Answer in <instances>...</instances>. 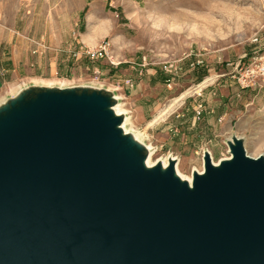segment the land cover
Listing matches in <instances>:
<instances>
[{
  "label": "water",
  "instance_id": "water-1",
  "mask_svg": "<svg viewBox=\"0 0 264 264\" xmlns=\"http://www.w3.org/2000/svg\"><path fill=\"white\" fill-rule=\"evenodd\" d=\"M115 95L28 86L0 106V264H264V157L191 183L121 128Z\"/></svg>",
  "mask_w": 264,
  "mask_h": 264
},
{
  "label": "rangeland",
  "instance_id": "rangeland-1",
  "mask_svg": "<svg viewBox=\"0 0 264 264\" xmlns=\"http://www.w3.org/2000/svg\"><path fill=\"white\" fill-rule=\"evenodd\" d=\"M106 9L112 14L115 32L122 40L114 44L111 35L101 40L110 41L114 64L107 60L90 61L78 54L85 46L76 42L80 31L77 24L70 40L72 72L64 78L59 73L52 82L59 87L98 88L109 84L110 76L118 70L133 66L129 69L133 93L116 98L129 120L126 133H139L141 143L155 150L153 161L174 157L184 177L203 170L205 151L210 152L214 162L229 158L226 140L230 136L243 138L249 156L264 157V111L260 112V118L252 119V125H231L224 134L215 117L203 119L201 101L206 95L216 97L219 90L214 83L225 79H229L232 87L264 96V76L251 80L247 87L238 81L254 67L256 59H264V0H120ZM15 12L14 5L6 8L9 20H13ZM24 13L31 16L32 11L27 9ZM40 14L36 9L34 15ZM125 47H135L134 62L118 56L120 50L129 53ZM169 65L172 67L165 70L164 66ZM163 75L168 76L167 82ZM208 76L213 77L212 86L200 92L196 87ZM27 83L0 85V106L21 88L28 87ZM172 103L174 108L161 115Z\"/></svg>",
  "mask_w": 264,
  "mask_h": 264
},
{
  "label": "crops",
  "instance_id": "crops-1",
  "mask_svg": "<svg viewBox=\"0 0 264 264\" xmlns=\"http://www.w3.org/2000/svg\"><path fill=\"white\" fill-rule=\"evenodd\" d=\"M118 3L120 0H0V85L21 81L28 82V86H57L52 82L56 75L60 73L64 78L72 72L69 67L73 60L70 40L77 24L80 25L78 45L94 47L107 35L112 36L114 44L121 42V36L115 32L112 14L106 9ZM12 5L16 12L13 20H9L6 8ZM27 9L32 11L31 16L25 15ZM36 9L41 11L40 16L34 15ZM81 12L83 18L80 20ZM125 49L129 53L120 50L118 56L134 62L135 47ZM132 68L128 66L118 70L110 76L112 80L109 84L98 88L115 96L131 95L134 85L129 69ZM163 76L167 82L168 76ZM211 84L200 92L208 90ZM214 84L219 90L217 96L206 95L201 100L204 104L203 119L215 117L219 123L217 127L225 134L231 125L247 127L254 122L252 119L260 118V112L264 111V96L260 92L239 90L231 86L229 79ZM210 125L216 126V123Z\"/></svg>",
  "mask_w": 264,
  "mask_h": 264
},
{
  "label": "built area",
  "instance_id": "built-area-1",
  "mask_svg": "<svg viewBox=\"0 0 264 264\" xmlns=\"http://www.w3.org/2000/svg\"><path fill=\"white\" fill-rule=\"evenodd\" d=\"M80 56H84L87 60L90 61H98V60H107L109 63L114 64L113 61V52L112 45L110 41L103 40L97 46L93 48L82 47ZM77 55V53H76ZM75 56V55H74ZM167 67L171 68L172 66H164V69L167 70ZM94 74H99L98 71H93ZM264 76V59L262 57L255 60L254 67L249 71L247 70V75H243L242 79L238 80L241 86L247 87L252 82L251 80H255L257 77ZM255 83V81H253ZM201 105L197 107V114H200Z\"/></svg>",
  "mask_w": 264,
  "mask_h": 264
},
{
  "label": "bare ground",
  "instance_id": "bare-ground-1",
  "mask_svg": "<svg viewBox=\"0 0 264 264\" xmlns=\"http://www.w3.org/2000/svg\"><path fill=\"white\" fill-rule=\"evenodd\" d=\"M212 79H213V77H210V76H208V77H206L205 79H204V81L203 82H201L199 85H197V87H196V89L197 90H200V89H202V88H204V87H206L208 84H210V82L212 81ZM182 97H184V95H182L181 96V98ZM116 98H118L117 96H116ZM173 102H177V100L176 101H173ZM174 103H172V104H170L169 106H168V108L167 109H165L163 112H162V114L161 115H164L165 113H167L169 110H171V109H173L174 107ZM113 109H114V111H115V113L116 114H119V115H123L124 116V118H123V122H122V124H121V128L123 129V131H124V133H126V131H127V129H126V125H127V123H128V117L126 116V112L122 109V107H121V104L120 103H116L115 104V106L113 107ZM132 137L136 140V141H138L139 143H141V136L139 135V133H136V132H133V134H132ZM231 137H229L228 139H230ZM142 144V143H141ZM144 145V144H143ZM145 148H146V150H147V157H146V164L148 165V166H151V165H153V164H155V163H161L162 164V166L163 167H165L166 165H167V162H168V159L169 158H171V159H174V157H172V156H167V157H165V158H160V159H157L156 161H153V155L155 154V150L152 148V147H150V146H144ZM209 154H210V152H209ZM248 155V154H247ZM258 156V155H257ZM210 157H211V161H212V163L213 164H217V162H214L213 160H212V156H211V154H210ZM174 168H175V172H176V174L181 178V179H183V180H186L189 184L191 183V176H189V177H184L183 175H181L180 174V172H179V170H178V162L177 161H175V166H174ZM198 173H201L202 172V169H199V170H196Z\"/></svg>",
  "mask_w": 264,
  "mask_h": 264
}]
</instances>
